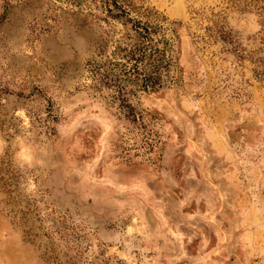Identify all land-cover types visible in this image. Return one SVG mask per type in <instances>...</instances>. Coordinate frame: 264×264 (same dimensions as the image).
<instances>
[{
	"label": "rangeland",
	"instance_id": "1",
	"mask_svg": "<svg viewBox=\"0 0 264 264\" xmlns=\"http://www.w3.org/2000/svg\"><path fill=\"white\" fill-rule=\"evenodd\" d=\"M257 1L0 0V264H264ZM138 24L151 150L89 73Z\"/></svg>",
	"mask_w": 264,
	"mask_h": 264
},
{
	"label": "trees",
	"instance_id": "2",
	"mask_svg": "<svg viewBox=\"0 0 264 264\" xmlns=\"http://www.w3.org/2000/svg\"><path fill=\"white\" fill-rule=\"evenodd\" d=\"M248 3L256 0H245ZM117 5V2H115ZM264 11V6H259ZM134 37H129L131 42L125 46H117L110 60L103 62L94 61L89 65V73L93 80V88L98 91L109 92L112 104L117 103L119 115L124 116L133 125L131 133L141 134L146 139V144L154 149L155 140L151 133L142 132L144 116L135 111L130 102V96H135L136 91H155L160 81V71L163 67V57L158 54L159 48L154 44V39L148 28L136 25ZM141 122V125H138ZM140 124V123H139Z\"/></svg>",
	"mask_w": 264,
	"mask_h": 264
}]
</instances>
